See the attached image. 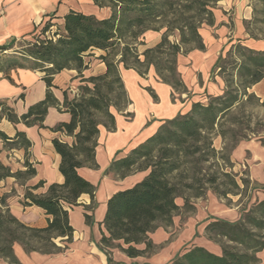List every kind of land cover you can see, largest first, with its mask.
I'll return each mask as SVG.
<instances>
[{
  "label": "trees",
  "instance_id": "trees-1",
  "mask_svg": "<svg viewBox=\"0 0 264 264\" xmlns=\"http://www.w3.org/2000/svg\"><path fill=\"white\" fill-rule=\"evenodd\" d=\"M220 1L93 0L99 7H109L110 17L98 19L70 11L64 16L61 26L49 20L32 39H13L0 46V74L10 79L8 74L11 70L29 68L24 63L34 61L46 73L44 80L47 84L46 98L29 107L22 115H18L8 102L0 101V124L6 119L14 125L23 123L39 128H44L50 107L61 110L60 103L51 92L53 75L66 69L81 73L87 68L84 58L90 51L106 52L99 57L106 66L105 73L84 79L85 85L79 88L78 97L73 100L65 97L62 107L71 114V120L54 128L56 132H63L74 139L72 144L53 140V147L61 157L59 171L64 182L49 185L45 194L35 193L45 186V181L25 189L22 205L44 209L51 217L48 226L33 228L22 223L11 213L6 197H3L0 259L7 264H21L13 251L16 243L27 253L62 252L63 248L58 247L55 240L63 238L67 244L72 242L74 229L70 224L69 210L79 206L82 195H89L91 199V204L84 206V217L88 225L92 223L89 213L96 208L97 187L78 171L81 168H99L96 150L100 128L115 131L116 120L111 108L123 112L131 103L119 66L135 70L141 77L147 76L152 67L159 79L172 87V95L187 92L178 71V57L186 56L193 50L206 49L200 31L203 25L214 26V9ZM259 1L264 4V0ZM147 31L162 32V39L155 47L139 54L137 45L144 44L143 36ZM20 43L21 51L7 55V51ZM231 48L228 52L232 60L229 61L231 74L227 90L222 95L208 96V103H193L189 112L165 121L154 135L132 149L126 157L111 164L109 172L123 178L135 167L149 172L134 186L114 193L107 201L102 223L105 232L99 245L106 251L109 264H114L113 249L120 250L129 258L153 253L155 245L150 234L161 224L170 226L174 215L182 208L189 211L191 198L203 197L208 187L219 195L229 194L219 190L216 174H202L201 164L210 159H221L226 167L233 166L231 153L242 139L238 138L239 132L234 129H222L223 122L233 116L236 109L243 107L244 97L247 101L256 99L260 102L256 95L248 91L264 80V51L239 44ZM228 56H220L214 69L225 73L227 66H221L220 62H226ZM149 91L156 99L152 90ZM229 133L232 134L231 144L226 143ZM216 134L224 139L221 153L213 146ZM0 140L10 149L25 150L24 170L14 172L0 161V181L15 178L20 185H26L36 176V168L30 162L31 141L24 132L17 131L10 138L1 130ZM224 176L232 186L240 188L231 174L224 173ZM241 181L246 188L249 181ZM185 190H194L195 193L189 198ZM179 198L184 200L182 208L177 204ZM207 230L211 239L219 244L220 254L195 245L179 254L170 264H260L258 254L264 250V200L244 209L236 222L214 221L207 226ZM221 240L225 242L221 243ZM140 245L145 248L140 249Z\"/></svg>",
  "mask_w": 264,
  "mask_h": 264
},
{
  "label": "crops",
  "instance_id": "crops-1",
  "mask_svg": "<svg viewBox=\"0 0 264 264\" xmlns=\"http://www.w3.org/2000/svg\"><path fill=\"white\" fill-rule=\"evenodd\" d=\"M70 11L92 15L98 19H105L111 15L109 7H99L93 0H0V46L7 45L13 39L17 41L32 39L33 36L40 33L49 20L61 26L64 16ZM214 18L215 26L219 22L215 13ZM161 39L162 32L147 31L143 36L144 44L140 46L144 47L143 51H145L155 47ZM90 54L92 56L84 58L87 68L81 73L75 69H66L53 75L51 92L60 103L61 110L57 107L48 109L43 123L44 128L26 126L23 123L14 125L5 119L0 124V130L8 137L13 138L17 131H21L32 143L30 162L36 168V176L28 180L24 186L17 183L14 178L0 181V209L3 208L2 198L6 197V204L11 213L29 227L45 228L51 217L40 207L22 205L26 187L45 181V186L35 191L36 194H45L49 185L64 182L59 171L61 157L53 147V140L59 139L68 144H72L74 141L65 133L54 130L59 124L68 123L71 120V114L62 107L65 97L68 100H73L78 96L79 88L85 85L84 79L104 74L106 71L105 64L99 59L101 55H105V51L97 50ZM186 56H190L193 60L205 56V61L209 63L204 68H209L212 65L211 68H214L218 59L213 63L214 57L208 58L211 55L206 53V49L203 51L193 50ZM180 57H184V55L178 57V71L187 92L181 93L182 100H178V102L171 100L173 89L170 85L161 80L158 82L154 78H151L147 83L145 79L147 76L141 77L135 70H127L122 65L119 66L131 101L129 109L126 111L127 113L113 111L116 120L115 131L110 132L104 127L100 128L96 150L99 168L97 170L81 168L78 171L82 177L97 187L95 212L89 213L92 216V223L88 225L84 217V206L90 205L91 199L89 195H82L78 201L79 206L69 210L70 224L74 229L72 242L67 244L63 242V238L56 239V245L63 248L62 252L56 254L27 253L20 244L16 243L13 246V251L21 264H109L106 251L99 248L102 233L105 232L102 223L107 210V201L114 193L134 186L149 172L148 170L141 171L132 176L120 178L119 174L109 172L111 164L126 157L132 149L154 135L165 121L173 119L179 114H186L190 111L193 103L205 102L206 98L203 99L202 93L206 97L221 95V92L215 93L212 89L210 90V84L208 85L207 82L209 74L207 76L204 72L206 81L200 84L194 72L182 71L179 66ZM151 72L155 73L152 67L148 74L150 75ZM45 75L46 73L34 61L31 62L29 68L11 70L8 77L12 81L0 74V101L8 102L18 115L26 113L29 107L46 98ZM140 79L148 84L144 89L138 87L137 82ZM149 89L157 99L152 97ZM206 93L207 95H205ZM127 114H134V116L131 120H127ZM0 142L2 141L0 140ZM213 144L214 148L219 151L224 145L220 137L216 138ZM12 151L25 157L23 149H13ZM231 161L237 167H240L241 163L249 166L252 178L257 183L264 184V145L261 142H241L232 152ZM132 178L135 179L130 183L129 180ZM260 200H264V198ZM139 248L144 249L145 246L140 245ZM212 252L220 254L221 250ZM258 256L261 260L260 264H264V250ZM141 257L128 258L138 260ZM112 258L114 262H117L114 255ZM0 264H7V262L0 259Z\"/></svg>",
  "mask_w": 264,
  "mask_h": 264
},
{
  "label": "rangeland",
  "instance_id": "rangeland-1",
  "mask_svg": "<svg viewBox=\"0 0 264 264\" xmlns=\"http://www.w3.org/2000/svg\"><path fill=\"white\" fill-rule=\"evenodd\" d=\"M214 13L217 15L219 22L214 27L203 25L201 28V34L207 46L206 53L211 55L208 58L214 57L213 63L220 56L226 58L229 50L232 49L231 46L234 44H239L257 51H264V4L261 1L222 0L216 4ZM21 46V43L15 45L13 49L6 52L7 55L16 54L18 51H21ZM144 49V47L137 45L139 54H142ZM90 52L85 56L86 58L92 56ZM179 59L180 69L185 72L188 70L194 72L200 84L206 81L204 77L205 72L207 76L209 74V80L207 82L208 85L210 84V90L212 89L215 93L221 92V95L227 90V83L230 79L229 74H231L229 61H232L229 56L225 60L226 62H220L221 66H227L225 73L220 72V69L211 68L213 65L209 68H204L209 63L205 61V56L194 60L190 56L180 57ZM24 65L28 67L31 66V63L25 62ZM150 75L148 74L145 78L147 83L151 78L160 82L159 77L155 73L151 72ZM137 83L140 89H144L148 85L141 79ZM89 86L93 87L92 84ZM248 93L256 95L260 102L256 99L247 101V97H244L243 107L236 109L234 115L223 122L222 129H234L239 132L238 138L242 139L240 143L254 141L262 143V139H264V106L262 105L264 101V80L249 89ZM79 95L80 91L78 92ZM202 96L203 99L206 98L205 100L208 103V97L204 96L203 93ZM171 100L173 102L181 101L182 94L178 92L174 93ZM128 109L129 105L123 112H126ZM111 111L113 113L115 109L111 108ZM133 116L134 114H127L126 118L127 120H131ZM233 118L236 120H233ZM100 120L103 121L102 118ZM226 136L227 142H225L231 144L232 134L229 133ZM219 137L224 143V139L218 134L213 137V143ZM224 145L222 146V150ZM12 150L3 141L0 142V161L4 165L9 166L14 172L24 170V163L22 162L25 161V157H22V155ZM217 151L221 153V151ZM232 165L231 168L226 167L221 159H210L208 162L201 164L203 168L202 174H216L219 177L217 182L219 184V190L227 191L229 194L225 196L219 195L213 191V188L208 187L203 197L193 198L192 196L195 191L185 190L187 197H192L189 203L190 210L187 211L182 208L184 206V200L182 198L177 199V203L182 209L174 215L173 223L170 226L161 224L154 233L150 234V239L155 245L154 252L145 254L137 260L129 259L120 250L113 249L111 254L112 257L114 255L117 261L114 264H170L179 254H182L195 245H203L210 251H219L220 246L211 239L207 226L211 222L219 220L236 222L240 219L244 209H249L255 202L261 201L260 199L264 198V184L257 183L252 178L249 166H245L242 163L240 167H237L235 164ZM138 172H141L139 167H135L127 172L125 177L132 176ZM224 173L231 174L240 188L232 186L229 179L224 176ZM119 177L122 178L121 176ZM133 179L135 178H132L129 182L131 183ZM242 179L249 181L246 188L241 181ZM187 180L189 181V178ZM17 183L19 182L17 181ZM220 242L225 241L221 240ZM99 248H101L100 245Z\"/></svg>",
  "mask_w": 264,
  "mask_h": 264
}]
</instances>
